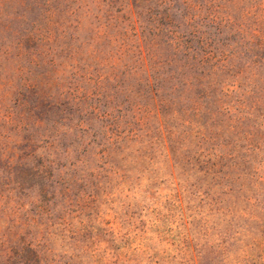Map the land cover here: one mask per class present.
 <instances>
[{
    "label": "rangeland",
    "instance_id": "1",
    "mask_svg": "<svg viewBox=\"0 0 264 264\" xmlns=\"http://www.w3.org/2000/svg\"><path fill=\"white\" fill-rule=\"evenodd\" d=\"M225 1L236 17L264 14V0ZM171 4L0 0V264H184L188 229L199 264L247 257L246 264H264V242L253 245L255 237L264 238L259 220L237 213L241 218L230 223L210 214L214 199L264 220V65L248 67L242 47L230 53L221 80L233 90L225 99L231 112L206 125L214 141L203 142L207 150L223 145L238 153L236 161L245 165L236 170L241 196L227 199L209 189L179 155L177 183L162 158L154 176L125 164L133 170L130 181L96 172L100 165L93 158L81 162L111 132L160 137L148 75L166 71L170 77L177 69L167 64L176 55L166 42L169 27L185 37L191 31L181 28L182 0ZM201 30L226 43L227 31ZM173 60L184 61L183 53ZM162 94L181 97L172 80ZM168 105L161 108L169 130L178 127L171 105L179 110L189 101ZM242 196L257 199L258 206L248 208ZM237 224L245 229L224 261L218 245Z\"/></svg>",
    "mask_w": 264,
    "mask_h": 264
},
{
    "label": "trees",
    "instance_id": "2",
    "mask_svg": "<svg viewBox=\"0 0 264 264\" xmlns=\"http://www.w3.org/2000/svg\"><path fill=\"white\" fill-rule=\"evenodd\" d=\"M182 0L183 9H179L183 25L181 28H191L188 31V37L184 34H178L176 31L169 27L166 32V42L173 47L175 54L183 53V60L169 59L167 64H175L177 69H172L170 77L167 76L166 71L150 73L148 75V94L151 95V101L157 109V116L161 122L160 137L150 138L139 135L137 131H128L127 133L111 132L106 135L105 141L102 143L103 147L94 153L90 159L82 157L85 165H88L90 160H96L100 167L96 169L106 173L107 177L117 176L123 181H130V173L133 170H126L123 167L125 164L133 165L134 169L139 166L142 174L148 173L151 176L157 174L155 167L161 158L164 160V165L170 169V177L177 183L176 168H178V155L183 159L189 167L190 171H195L206 184L209 189L218 190L221 195L226 196L227 199L241 196L242 189L237 190L238 178L236 170L241 166L245 168L243 163L236 161L239 156L238 153L225 152L226 146L219 145L216 150L203 147V142L214 141L212 137L205 134L206 125L213 124L217 116L223 117L231 112V109L225 99L232 95L230 87H227L224 82H221L228 60L233 56L231 52H236L237 48H243L242 54L249 58L248 67L251 65H264V14L260 17H252L250 13H243L236 17L232 15L230 2L225 0ZM157 6L161 7L169 3L168 8L172 6L171 0H156ZM229 4V5H228ZM264 9V3L260 6ZM166 19L169 16H165ZM200 22L198 27L194 24ZM250 22V23H247ZM251 24V25H250ZM201 25L215 29L218 35H223V31H227V37L224 41H219L220 46L226 49H221L216 41L207 37V33L201 30ZM179 28V27H178ZM208 35L214 36L213 32ZM217 36V35H216ZM238 39V40H237ZM196 45V47H195ZM220 54L217 55V51ZM173 60V61H172ZM162 63L159 66H163ZM206 67L209 68L206 71ZM158 70V69H157ZM162 70V67L161 69ZM157 73V75H156ZM219 77L217 80L216 78ZM214 79H213V78ZM173 81L174 87L180 90L178 99L163 97V86L165 83ZM165 82V83H164ZM221 86V87H219ZM175 95V94H174ZM169 98V99H168ZM189 101V106L179 110L172 109V118L178 122L177 128L168 130V125L164 121V111L161 105L165 108L170 107L168 102L172 104H180L181 102ZM210 122L203 123V118H207ZM166 118V117H165ZM217 129V127H214ZM148 142L147 145H144ZM87 146H89L87 144ZM88 147L84 149V153L89 151ZM194 149L193 154L191 149ZM92 175H95L93 171ZM191 174V172H186ZM97 175V174H96ZM125 177V178H124ZM126 179V180H125ZM259 185L260 183L257 182ZM178 202H180L179 189L177 188ZM248 208L257 207L259 201L253 197L242 196ZM219 203V205H217ZM221 201L212 199L210 204L211 217H222L228 222H233L242 218H249L248 221L259 220L261 225H264V220L260 219L257 215H250V210L237 212L236 207H220ZM264 213V207L260 208ZM237 213H241V217H236ZM187 220V218H186ZM232 225V224H231ZM186 226V225H185ZM235 230H234V229ZM245 227L235 225L231 231L234 235H224L218 245L219 255L224 257V261L231 250L237 243L240 242L241 232ZM192 232L188 229L186 232V239L184 244L185 258L184 264H199L198 258L195 256V248L192 238ZM206 233L205 237H208ZM188 238V243H187ZM258 241L264 242V238L255 237L253 245L256 247ZM248 248V247H247ZM250 248V247H249ZM187 252V253H186ZM248 252V250H247ZM193 256V258H192ZM189 258V259H188ZM247 258L236 261L235 264H246ZM225 264V263H223Z\"/></svg>",
    "mask_w": 264,
    "mask_h": 264
}]
</instances>
